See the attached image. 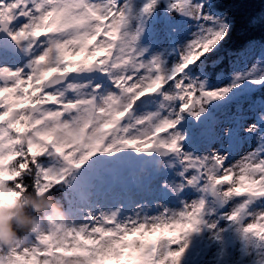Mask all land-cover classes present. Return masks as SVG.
<instances>
[{
  "label": "rangeland",
  "instance_id": "1",
  "mask_svg": "<svg viewBox=\"0 0 264 264\" xmlns=\"http://www.w3.org/2000/svg\"><path fill=\"white\" fill-rule=\"evenodd\" d=\"M91 1L0 0V18L7 21L14 44L23 48L12 53L0 46V115L8 113L13 122L19 118L17 111L9 113L7 107L19 100L17 69L23 65L33 78L29 87L37 94L32 103L36 126L31 140L44 145L43 138L49 137L48 147L54 154V160L41 170L59 176L68 167L93 158L84 177L95 176L92 184L80 190L68 211L49 216L55 227L53 249L63 252L65 248L73 254V245L89 246L94 250L90 264H119V255L124 253L132 264H180L193 245L192 237L180 226L199 213L204 215L206 242L198 264H217L223 250L227 264L264 261V242L257 247L247 228L264 219V138L254 111L245 103L237 124L218 122L214 132L202 135L199 150L176 126L178 92L185 75L175 81L169 78L189 55L201 19L210 10L198 7V0H174L182 18L155 21L147 38H142L140 9L145 0ZM104 18L108 19L106 30L94 43V29L101 28ZM51 24L55 31L38 35L41 26L50 29ZM170 31L179 35L175 43ZM257 49L241 56L237 67L253 66L260 53ZM84 51L89 59L101 52L102 76L88 69L53 87L41 84L55 57L67 54L74 62ZM157 84L163 87L160 92L141 99L140 94ZM227 86L228 81L220 77L208 90ZM124 110L129 114L121 118ZM116 123V130L106 133L104 149L110 152L99 155L101 134ZM157 128H164L165 133L152 149L148 136ZM233 135L238 136L235 148L230 145ZM113 168L124 185H107L106 173ZM199 169L214 196L201 210ZM242 185L252 190L248 205L237 194ZM259 185L261 191L256 189ZM43 219H36V241L10 246L9 264L47 246L51 238ZM160 233L158 245L155 239ZM153 244L158 254H153V262L145 261ZM68 264L76 261L70 259Z\"/></svg>",
  "mask_w": 264,
  "mask_h": 264
},
{
  "label": "trees",
  "instance_id": "2",
  "mask_svg": "<svg viewBox=\"0 0 264 264\" xmlns=\"http://www.w3.org/2000/svg\"><path fill=\"white\" fill-rule=\"evenodd\" d=\"M171 8L173 11L177 9L175 5ZM213 8L215 13L211 25L202 30L201 57L198 58L196 65L205 64L213 76L216 75L213 69L216 72L223 70L222 73L229 76L227 72L230 71L231 74L230 64L235 62L238 53L244 50L246 45L252 43L264 45V0H214ZM158 11L160 14L164 12L170 14L163 2L158 4ZM206 40L207 44L204 45ZM263 66L264 57H261L257 68ZM262 86L264 89V84ZM219 103L223 105L215 107L213 103H207L210 106L209 112L218 108L219 116L229 119L234 105L226 106L225 100H220ZM202 110H205V107H202ZM194 112L192 111V114ZM217 115L213 112L211 118L213 120L219 118ZM17 161V179L22 180L28 188L23 191L19 189L17 197L0 203V231L8 230L14 233L24 232L23 229H27L24 227L32 223L34 215L54 212L78 196L74 190H69L68 182L49 183L43 189H39V185H35L34 182L32 160L26 151L23 150ZM5 234V239L9 240V233Z\"/></svg>",
  "mask_w": 264,
  "mask_h": 264
},
{
  "label": "bare ground",
  "instance_id": "3",
  "mask_svg": "<svg viewBox=\"0 0 264 264\" xmlns=\"http://www.w3.org/2000/svg\"><path fill=\"white\" fill-rule=\"evenodd\" d=\"M95 2V0H92L91 1V3H94ZM128 36V35H127ZM129 42V40L127 39L126 41H125V44H127Z\"/></svg>",
  "mask_w": 264,
  "mask_h": 264
}]
</instances>
